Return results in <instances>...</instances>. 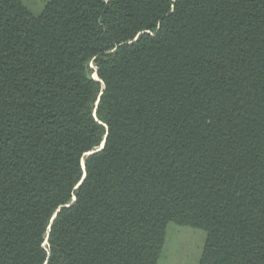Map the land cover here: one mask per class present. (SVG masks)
I'll return each instance as SVG.
<instances>
[{
	"label": "trees",
	"instance_id": "trees-1",
	"mask_svg": "<svg viewBox=\"0 0 264 264\" xmlns=\"http://www.w3.org/2000/svg\"><path fill=\"white\" fill-rule=\"evenodd\" d=\"M40 5L0 0V264H159L171 223L264 264V0Z\"/></svg>",
	"mask_w": 264,
	"mask_h": 264
},
{
	"label": "rangeland",
	"instance_id": "rangeland-1",
	"mask_svg": "<svg viewBox=\"0 0 264 264\" xmlns=\"http://www.w3.org/2000/svg\"><path fill=\"white\" fill-rule=\"evenodd\" d=\"M41 1L27 0V3L35 13H39ZM204 245L205 233L202 230L171 223L167 229L166 246L159 264H198Z\"/></svg>",
	"mask_w": 264,
	"mask_h": 264
},
{
	"label": "snow or ice",
	"instance_id": "snow-or-ice-1",
	"mask_svg": "<svg viewBox=\"0 0 264 264\" xmlns=\"http://www.w3.org/2000/svg\"><path fill=\"white\" fill-rule=\"evenodd\" d=\"M104 127H107V125H104ZM106 147H107L106 142H102V143H101V148L98 149L97 152H99V151L102 150V149H105ZM94 154H95V153H85V155H86L87 157H89V158H91ZM87 162H88V161H85V165L87 164ZM81 187H82L81 184H78V185H77V188H81ZM72 201H73V204L78 203V201H79V193H77L76 195H73V196H72Z\"/></svg>",
	"mask_w": 264,
	"mask_h": 264
}]
</instances>
